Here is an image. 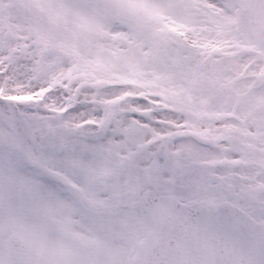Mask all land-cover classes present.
I'll return each instance as SVG.
<instances>
[{"label": "snow or ice", "instance_id": "snow-or-ice-1", "mask_svg": "<svg viewBox=\"0 0 264 264\" xmlns=\"http://www.w3.org/2000/svg\"><path fill=\"white\" fill-rule=\"evenodd\" d=\"M0 264H264V0H0Z\"/></svg>", "mask_w": 264, "mask_h": 264}]
</instances>
